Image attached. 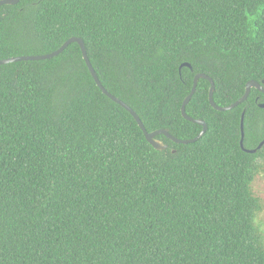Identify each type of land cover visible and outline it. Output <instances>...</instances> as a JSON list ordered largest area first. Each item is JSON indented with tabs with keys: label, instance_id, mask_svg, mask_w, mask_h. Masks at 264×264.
Listing matches in <instances>:
<instances>
[{
	"label": "trees",
	"instance_id": "trees-1",
	"mask_svg": "<svg viewBox=\"0 0 264 264\" xmlns=\"http://www.w3.org/2000/svg\"><path fill=\"white\" fill-rule=\"evenodd\" d=\"M71 37L147 132L178 139L202 130L180 110L196 74L220 107L264 80V0L0 6V59ZM209 88L185 106L204 135L159 151L77 43L0 65V264H264V145H240L243 112V147L264 140V93L218 111Z\"/></svg>",
	"mask_w": 264,
	"mask_h": 264
},
{
	"label": "water",
	"instance_id": "water-1",
	"mask_svg": "<svg viewBox=\"0 0 264 264\" xmlns=\"http://www.w3.org/2000/svg\"><path fill=\"white\" fill-rule=\"evenodd\" d=\"M19 2V0H0V6L1 5H15ZM77 43L81 49V53H82V57L88 67V70L90 71V74L91 76L93 77L96 85L99 87V89L102 91L103 94H105L108 98H110L112 101H114L115 103L119 104L120 106H122L124 109H126L131 115L132 117L134 118V120L136 121V123L138 124L139 128L142 130L146 140L156 149V150H159V151H162V150H165L167 148V145H165L162 141L158 140L156 138L157 135H164L166 136L168 139H170L171 141H173L174 143H178V144H188V143H192V142H195L196 140H198L199 138H201L204 133L206 132L207 130V125L204 121L202 120H197V119H193L191 118L190 116H188L186 114V111H185V106L186 104L189 102V100L191 99L192 95L194 94L195 92V89H196V85H197V81L198 79L200 78H203V79H206L209 81L210 83V88H209V92H208V100H209V103L211 104V106L213 108H215L216 110L218 111H227V110H231L233 109L234 107H236L237 105L243 103L249 93H250V90L251 88H256L258 89L260 92L264 93V87H263V84H264V80L259 83L255 80H250L246 83V86H245V92L244 94L239 98L237 99L235 102H233L232 104L226 106V107H220V106H217L214 101H213V91H214V82L213 80L207 76L206 74H203V73H198L194 76V79H193V85H192V88H191V91L190 93L186 96V98L184 99L182 105H181V114L183 116V118H185L186 120L190 121V122H193V123H196V124H199L202 126V130L200 131V133L193 139H178L174 136H172L167 129H159V130H156V131H152V132H147L143 123L141 122L140 118L138 117V115L132 110V108H130L127 104H125L123 101H121L120 99H118L117 97L113 96L112 94H110L103 86L102 84L100 83L89 59H88V56H87V53H86V49H85V45H84V42L81 38L79 37H71L69 38L68 40H66L58 49H56L55 51L51 52V53H48V54H43V55H25V56H16V57H10V58H6V59H0V65H4V64H8V63H14V62H19V61H37V60H46V59H50L52 57H55L57 55H59L61 52L64 51V49L71 43ZM182 66H185V67H189L190 68V65L188 63H183L181 65ZM260 107L264 108V103L263 104H260L259 105ZM243 117H244V112L242 113L241 115V140H240V145L242 147V149H244V151L246 152H249V153H255L256 150L260 149L263 145H264V140L261 141L259 143V145L257 146V148L255 149H245L243 147V137H244V132H243ZM174 152V151H173Z\"/></svg>",
	"mask_w": 264,
	"mask_h": 264
},
{
	"label": "rangeland",
	"instance_id": "rangeland-1",
	"mask_svg": "<svg viewBox=\"0 0 264 264\" xmlns=\"http://www.w3.org/2000/svg\"><path fill=\"white\" fill-rule=\"evenodd\" d=\"M255 191L262 197H264V175L258 177L254 182ZM260 219L264 222V212L260 216Z\"/></svg>",
	"mask_w": 264,
	"mask_h": 264
}]
</instances>
